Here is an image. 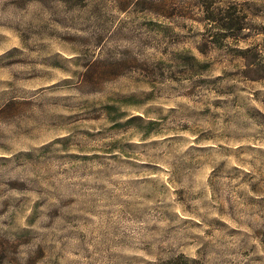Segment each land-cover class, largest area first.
Masks as SVG:
<instances>
[{
	"label": "rangeland",
	"instance_id": "1",
	"mask_svg": "<svg viewBox=\"0 0 264 264\" xmlns=\"http://www.w3.org/2000/svg\"><path fill=\"white\" fill-rule=\"evenodd\" d=\"M76 2L0 4V264H264V0Z\"/></svg>",
	"mask_w": 264,
	"mask_h": 264
},
{
	"label": "clouds",
	"instance_id": "2",
	"mask_svg": "<svg viewBox=\"0 0 264 264\" xmlns=\"http://www.w3.org/2000/svg\"><path fill=\"white\" fill-rule=\"evenodd\" d=\"M2 3H3V0H0V4H2ZM70 4L76 8H79L82 6V4L77 3L76 0H70ZM28 7L31 11L33 9H39L41 7V5L38 3L37 4H30V5H28ZM3 18H4V14L0 13V19H3ZM29 19H30V16L24 17L25 22ZM0 31H4V29L0 28ZM116 59L119 60L122 58L117 56ZM133 74H135V73H133ZM69 78H71V77H69ZM120 79L123 80L124 77L121 76ZM105 87H111V85H105ZM72 94L76 95V96L80 95V93L76 92L75 90H73ZM95 94H96V96L101 95V93L98 91ZM32 143L35 145V148L37 149V151L33 153L34 163L29 164L27 162L26 158H21V163L24 164V167L23 168H17L14 173H11L12 178H15L17 173H19V174H21V178H24L26 176H32L34 180H40V177L43 175L44 170L47 166V153L49 152V149L44 147V141H42V140H35ZM56 147H59V145H57ZM25 151H27V149H25ZM4 155H8V154L4 153L2 150H0V156H4ZM14 166H15V163L12 165V167H14ZM41 183H43V181H41ZM45 186H47V185H45ZM40 231H45V230L40 229ZM35 243H39V241H35ZM18 248H19V252H20V257L26 256L27 249H25L19 245L10 244L4 250L5 257L8 256L9 252L15 253ZM11 264H16V257L14 255L11 257ZM34 264H39L38 258L34 261Z\"/></svg>",
	"mask_w": 264,
	"mask_h": 264
},
{
	"label": "trees",
	"instance_id": "3",
	"mask_svg": "<svg viewBox=\"0 0 264 264\" xmlns=\"http://www.w3.org/2000/svg\"><path fill=\"white\" fill-rule=\"evenodd\" d=\"M208 17H209L208 20L212 23L211 26L212 27L215 26L216 29L225 30V31L235 30V32H241L243 29L244 23L241 20H239L238 17L227 16V15L223 17L222 19H217V17H210V15H208ZM261 55L262 54L258 50L257 58H256L257 61L255 62L256 64L253 65V67L254 66L256 67L255 69L264 68V60H262L263 58H261L262 57Z\"/></svg>",
	"mask_w": 264,
	"mask_h": 264
}]
</instances>
